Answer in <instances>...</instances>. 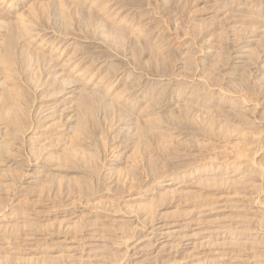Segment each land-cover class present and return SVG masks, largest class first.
Masks as SVG:
<instances>
[{"label": "rangeland", "instance_id": "374dc122", "mask_svg": "<svg viewBox=\"0 0 264 264\" xmlns=\"http://www.w3.org/2000/svg\"><path fill=\"white\" fill-rule=\"evenodd\" d=\"M0 264H264V0H0Z\"/></svg>", "mask_w": 264, "mask_h": 264}]
</instances>
